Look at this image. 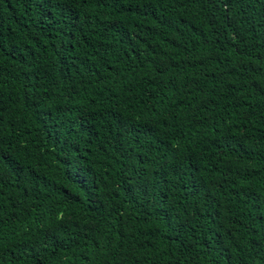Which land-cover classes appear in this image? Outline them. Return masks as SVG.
Instances as JSON below:
<instances>
[{"label": "trees", "instance_id": "1", "mask_svg": "<svg viewBox=\"0 0 264 264\" xmlns=\"http://www.w3.org/2000/svg\"><path fill=\"white\" fill-rule=\"evenodd\" d=\"M0 264H264V0H0Z\"/></svg>", "mask_w": 264, "mask_h": 264}]
</instances>
